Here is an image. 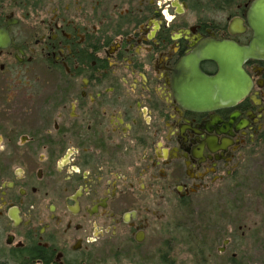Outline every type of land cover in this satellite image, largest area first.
<instances>
[{
  "label": "flooded vegetation",
  "instance_id": "flooded-vegetation-1",
  "mask_svg": "<svg viewBox=\"0 0 264 264\" xmlns=\"http://www.w3.org/2000/svg\"><path fill=\"white\" fill-rule=\"evenodd\" d=\"M254 1L0 0V264H176L193 209L264 221Z\"/></svg>",
  "mask_w": 264,
  "mask_h": 264
},
{
  "label": "rangeland",
  "instance_id": "rangeland-1",
  "mask_svg": "<svg viewBox=\"0 0 264 264\" xmlns=\"http://www.w3.org/2000/svg\"><path fill=\"white\" fill-rule=\"evenodd\" d=\"M197 205L205 206L211 211L203 201L198 202ZM199 210V208L192 210L194 220L189 229L193 236L192 253L184 251L176 255V264H264V221L237 223L233 220L232 223L226 219H219L217 220L218 225L214 224L217 223L216 221L202 223L198 218ZM245 224L260 233L248 232L246 228L238 230L240 225L244 226ZM231 226H234L236 230L233 235L237 233L234 237L235 241L228 248L227 253H219L218 249L222 247L223 241L232 234ZM242 232H246L245 237H242ZM197 243L199 246H196ZM233 254L237 255L236 258H232Z\"/></svg>",
  "mask_w": 264,
  "mask_h": 264
},
{
  "label": "water",
  "instance_id": "water-1",
  "mask_svg": "<svg viewBox=\"0 0 264 264\" xmlns=\"http://www.w3.org/2000/svg\"><path fill=\"white\" fill-rule=\"evenodd\" d=\"M249 24L254 32V38L250 46L246 48H235L239 55V62L247 57L264 58V0H255L249 11ZM211 84V82H208ZM206 91L209 99L218 94L216 85H210ZM219 100H216L218 102ZM228 242L226 241L225 244Z\"/></svg>",
  "mask_w": 264,
  "mask_h": 264
}]
</instances>
